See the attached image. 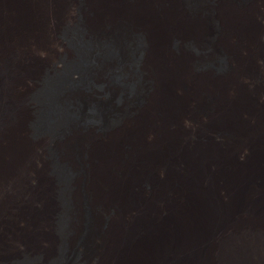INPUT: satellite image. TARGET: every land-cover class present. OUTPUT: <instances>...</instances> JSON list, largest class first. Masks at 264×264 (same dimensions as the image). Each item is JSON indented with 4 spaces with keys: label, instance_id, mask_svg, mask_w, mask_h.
I'll return each instance as SVG.
<instances>
[{
    "label": "bare ground",
    "instance_id": "6f19581e",
    "mask_svg": "<svg viewBox=\"0 0 264 264\" xmlns=\"http://www.w3.org/2000/svg\"><path fill=\"white\" fill-rule=\"evenodd\" d=\"M0 264H264V0H0Z\"/></svg>",
    "mask_w": 264,
    "mask_h": 264
},
{
    "label": "rangeland",
    "instance_id": "374dc122",
    "mask_svg": "<svg viewBox=\"0 0 264 264\" xmlns=\"http://www.w3.org/2000/svg\"><path fill=\"white\" fill-rule=\"evenodd\" d=\"M116 26H120L119 23H117ZM81 20L76 19V22L73 26L69 27L66 25H62L58 28V36L65 42V44L70 47L73 52V32L77 30L78 28H81ZM210 27V26H209ZM188 49L197 52L198 49L193 45H187ZM197 49H195V48ZM223 51H219L218 53H215L217 56H221ZM47 56H43L42 59H46ZM72 63V61L68 60L66 55L62 50H54V52L51 54V60H48L43 64V66L40 69V73L38 74L36 80H34L35 87L28 92V100L31 101L33 104H41L42 94L46 86L48 85L50 79L55 75L56 73H59L61 71H65L66 68L69 67V65ZM258 80L256 81V83ZM255 86V85H254ZM36 118L34 122L31 124V128L33 129V133L36 131ZM47 156L48 160L50 162L52 172L58 177L60 184H63L66 180L63 178V173L61 166H59L56 163L55 155L52 149L47 150ZM64 201V197H62ZM85 212V211H84ZM64 214L62 213L57 217V224H58V231L59 235L64 236ZM61 245V244H60ZM71 255L68 254L66 257L63 258L64 262L71 261Z\"/></svg>",
    "mask_w": 264,
    "mask_h": 264
}]
</instances>
